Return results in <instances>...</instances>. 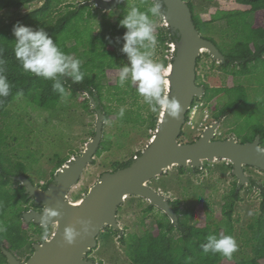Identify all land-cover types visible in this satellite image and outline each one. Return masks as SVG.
Here are the masks:
<instances>
[{"label": "rangeland", "instance_id": "obj_1", "mask_svg": "<svg viewBox=\"0 0 264 264\" xmlns=\"http://www.w3.org/2000/svg\"><path fill=\"white\" fill-rule=\"evenodd\" d=\"M6 1L0 0V4ZM92 1H88L89 7L85 11L89 10L90 6L93 7L95 10L92 12L95 17L88 18L84 15V19H87L88 22L83 23H87L94 35L106 27L105 21L114 23L121 20L130 6L141 4L150 7L154 2V0H128L124 3L119 2L113 9H101L95 3L91 4ZM84 2L85 0H58L57 7L53 11L54 17L58 11H64L68 4L76 6ZM189 2L193 5L194 14L205 21L197 28L199 34L202 37L211 38L223 53L231 51L234 44L242 40L244 33L232 28L225 20L214 21V19L235 12L247 11L250 9L249 6L239 5L234 0H189ZM41 4L42 1H36L18 10L0 11V23L11 22L32 9L39 8ZM261 17L259 11L253 16L248 14L245 19L252 23L253 27H258L262 24ZM152 19L155 22L158 35L166 27L163 15ZM255 44L264 45V39L256 40ZM251 47L253 48V43H251ZM115 53L118 64L115 68L106 71L105 87L101 91L102 103L110 114L104 123L102 141L97 149L100 151L98 155L95 153L93 162L86 167L78 183L69 191L70 201H78L84 197L100 176L105 172L113 171L117 163L132 160L142 152L149 145L160 118L161 110L152 112L144 98L137 93L135 85L129 82L123 88L119 86L120 68L129 65V60L120 49H117ZM173 55L171 43L160 45L158 42L153 59L162 63L167 69ZM262 59H264V54H262ZM229 63L227 71L240 70V61H230ZM219 64H222L220 60L216 62L208 54L202 53L196 66L197 85L203 87L204 93L205 87L229 89L241 86L244 88L245 95L242 97L243 104L241 103L242 105L236 111L229 112L225 117L216 120L219 122V127L212 140L234 138L240 142L244 136L250 139L254 132L253 127L258 125L264 127V66L260 61L254 62V65L251 62L249 64L250 72L233 76L223 71ZM232 65L234 66L231 67ZM166 73L167 71L165 72L164 93H167ZM52 84L51 80L47 83L48 86H52ZM126 91H128L127 94ZM207 93L214 95L209 101L204 100V96L194 99L193 106L187 113L188 120L178 139L179 143L197 140L222 106L240 99V93L235 90L233 93L232 91H223L219 94H214L211 91ZM122 97H124V101L120 100ZM121 107L125 108L124 116L131 118L128 122L121 121L117 116ZM7 110L8 114L0 120V126L3 129L8 127L6 131L8 147L4 149L3 153L9 158L12 165L18 161L22 162L28 169L27 175L40 188H43L51 179L52 172L55 173L58 169L59 161L78 155L84 149L86 142L91 140L94 135L95 115L89 102L85 103L84 94L69 96L66 100L61 99L59 107L50 111L41 110L19 97ZM152 116L157 118L154 128L148 125ZM135 118L140 121L135 123ZM260 146L264 148V142ZM5 164L8 165L7 162ZM11 168L10 173L16 174V167ZM200 169L199 173H195L188 167L184 169L183 173H180L177 167H172L150 180L148 185L165 195L168 201H179V211H186L193 236L199 238L206 225L210 224L212 227L216 225L220 230V235L231 231V235L236 238L239 247L238 251L233 253L234 257L238 259L252 256L254 241L250 225L260 214L259 188L260 185H264V171L250 166L243 168L244 175L249 177L250 181L241 186L240 198L235 203L232 220H228L222 211L223 204L225 200L229 199L234 184L238 182L236 176L232 174L231 164L223 160L204 161ZM17 185V181L11 184L12 188ZM32 201V198L26 204L16 201L8 214L9 217L15 218L17 213H22L25 209H37ZM148 204V201L143 198L127 197L117 210L119 230L114 231L104 227L97 237L96 248L87 254L88 259H91L94 264H132L126 256L127 247L118 241L115 232H119V235L123 233L125 238L130 234L145 235L151 250L153 252L158 250L159 229L156 220L166 221L168 217L166 219L163 212L157 208L146 212ZM22 222L28 241L33 243L42 242L53 231V226H49L47 235H45L42 227L41 230H37L30 223ZM3 247L9 248L21 261H25L26 257L30 255V248L27 245L17 249L4 242ZM233 262V260H224L225 264H233ZM0 264H5L1 257Z\"/></svg>", "mask_w": 264, "mask_h": 264}, {"label": "trees", "instance_id": "obj_2", "mask_svg": "<svg viewBox=\"0 0 264 264\" xmlns=\"http://www.w3.org/2000/svg\"><path fill=\"white\" fill-rule=\"evenodd\" d=\"M36 1H42L39 8L32 9L25 13V15H22L11 22L0 23V59H3L5 62L3 65L5 75L7 76L9 83L12 85L11 94L6 98H0V120L8 114V107L19 97L44 111L55 110L61 103L60 94L55 92L52 86L47 85L50 80L26 72L20 61L16 59L14 54L15 37L12 29L13 25L19 22L33 28H45L48 34L66 54H70L74 58H79L81 60V68L85 73L84 81L82 83L74 84L71 78L67 76L62 77L61 79L64 82L66 90L70 92L69 96L84 94L85 103L87 104L89 100L86 95L97 97L105 115L104 120L107 121L110 112L106 110L105 105L102 103L101 91L105 87L104 81L106 79V71L115 68L118 64L115 52L117 49L123 47V39H120L119 43H117L116 38H122L126 29L120 26V20H117L114 23L105 21L104 24L106 27L94 35L91 28L87 26V23H83L88 22L87 19H84V15L88 18L95 17L92 12V10H95L93 7L90 6V9L85 11V9L89 7V0H85L83 4L76 6L68 4L66 9L64 11H58L55 17L53 11L57 7L56 3L58 0H7L0 4V11L6 9L18 10L21 7L27 6ZM126 1L128 0H123L122 2L124 3ZM184 1L191 10L192 20L196 28H198L199 25L204 24L205 21H202L198 15L194 14L192 3L189 2V0ZM234 1L239 5L249 6L250 9L244 12H235L220 17L219 19L216 18L214 21L225 20L232 28L244 33L242 34V40L239 41V43L234 44L231 51L223 53L211 38L206 37V39L212 41L218 50L225 56V62L219 64V67L229 75L238 76L239 74L250 72L249 64L251 62H253L254 65V62L260 61L264 66V59H262L264 45L258 46L255 44L256 40L264 39V0ZM133 6L140 8L142 11L148 8L141 4H134ZM164 9L165 7L163 4L162 12H164ZM259 11L262 15V24L258 27H253L252 23L245 18L248 14L253 16ZM157 36L160 45L167 42L172 43L176 39V36L171 34L167 27H165L164 30H161ZM251 43H253V48L251 47ZM109 48L111 49L109 50ZM199 61L200 56L197 58L196 66ZM230 61H240V70L227 71ZM233 66L234 65L231 67ZM233 90L240 93V99L228 102L225 106H222L219 113L214 117H224L229 112L233 113L236 111L239 106L243 104L242 97L245 95L244 88L241 86H235L234 88L229 89H209L208 87H205L206 92L203 95V98L206 101H209L214 96L213 93L208 95L207 92L209 91L214 92V94H219L223 91H232L233 93ZM127 92L128 91L125 93L127 94ZM120 100L124 101V97ZM193 103L191 106H193ZM138 118L134 119L135 123L140 121ZM119 119L123 122H128L131 118L125 115L122 119ZM185 120H188L187 115ZM148 123L150 127L154 128L157 123V118L152 116ZM7 129L8 127L3 129V127L0 126V228L3 229L0 230V257L4 260L5 264V256L1 250V247L4 246V242L11 246H15L17 249L27 245L30 248V254L33 251L31 247V243L33 242L28 241L26 230L23 227V212L17 213L15 218H11L8 215L13 209L16 201H20L23 204L30 201L25 194L22 185L18 183L15 188H12L11 184H14L15 181L11 179V176L23 174L29 179L30 177L27 175V167L22 162L18 161L12 165L9 158L3 153L4 149L8 147ZM253 130L254 132L250 139L245 138L244 136L241 138L240 142L244 143L253 140L256 135H259L260 144L262 145L264 142V127L258 125L253 127ZM99 151L100 150L96 152L97 155L99 154ZM66 160L68 159L65 158L59 161L57 168H59ZM130 161L131 160L120 164L117 163L113 171L123 165H128ZM5 162H7L8 165H6ZM11 167H13V169L16 167V174L10 173L12 169ZM178 171L183 173L184 169L178 168ZM200 171L201 169L194 170L195 173H199ZM53 175L54 172H52L51 179L47 181V184L43 186V189H45L52 181ZM236 185L237 184L235 183L233 189L230 191L229 199L225 200L223 204L222 211L228 220H232L235 203L238 202L240 198V189H237ZM259 193L261 197L259 202L260 214L255 219L254 223L250 225L254 244L252 246V256H248L247 258L242 257L237 259L233 254L231 259H228L219 253H204L202 246L207 242L208 235L216 234L217 236H221L220 230L216 225L212 227L208 224L202 229L199 238L193 236L191 231L192 227L187 221V213L186 211H179L178 200L169 201V203L172 204L174 212L178 216L176 225L167 219V216L164 213L163 216L167 219L166 221H162L161 219L156 220V225L159 229L158 250L154 252L151 250L145 235L139 236L137 234H130L125 238L123 233L119 235L115 232V234L118 236V241L123 246L127 247L128 251H126V256L132 264H225V259L233 260V264H264V185H260ZM154 208L155 207L148 204L145 211L149 212ZM27 210L28 209H25L24 211ZM180 214H182V216H180ZM30 225L36 227L37 230H41V226L38 224L31 222ZM224 235H231V231H226ZM7 250L10 249L7 248ZM90 252L91 251H89V253ZM29 256H27L26 259Z\"/></svg>", "mask_w": 264, "mask_h": 264}, {"label": "water", "instance_id": "obj_3", "mask_svg": "<svg viewBox=\"0 0 264 264\" xmlns=\"http://www.w3.org/2000/svg\"><path fill=\"white\" fill-rule=\"evenodd\" d=\"M123 0H93L101 9H113ZM163 20L170 33L176 36L171 43L174 53L167 66V96L175 97L181 104L179 118H171L161 110L154 135L149 145L137 154L128 165L103 173L87 194L78 201L68 199V193L81 178L86 167L93 162L102 141L105 115L99 100L87 95L91 110L95 115L93 138L86 142L84 149L66 160L54 173L52 181L45 189L34 184L25 175L11 176L24 187L29 199L37 209L22 213L24 223L40 224L42 215L57 210L47 227L53 226L51 235L40 243H32V253L21 261L17 256L1 247L7 264H94L87 254L97 246V237L104 227L119 230L117 210L127 197L136 196L148 201L149 205L162 211L168 219L177 224L178 216L165 195L148 185V182L172 167L200 169L204 161H228L232 174L238 179L240 189L250 178L244 175V167L250 166L264 171V154L256 151L260 147L258 135L250 142H237L234 138L212 140L219 127L218 121L206 126L197 138L189 143H179L185 117L195 98H202L204 89L196 80L197 58L206 52L214 61L225 62V56L216 45L199 34L192 13L184 0H164ZM90 221V232L85 235L78 221ZM74 226L81 231L75 243L69 245L63 239L64 228ZM119 233V232H118Z\"/></svg>", "mask_w": 264, "mask_h": 264}, {"label": "clouds", "instance_id": "obj_4", "mask_svg": "<svg viewBox=\"0 0 264 264\" xmlns=\"http://www.w3.org/2000/svg\"><path fill=\"white\" fill-rule=\"evenodd\" d=\"M163 3L164 0H154L152 5L144 11L136 6H130L126 15L120 20V26L126 29L120 51L127 55L129 65L120 68L118 84L121 88L129 82L135 85L137 93L144 98L152 112L164 110L169 117L175 119L179 118L181 104L175 97L164 94L166 69L162 63L153 59L158 36L152 17L163 15ZM12 31L15 37L14 54L23 69L35 76L53 81V90L60 94L62 100H66L70 95L62 77L71 78L74 84L84 81L85 73L81 68V60L66 54L45 28H33L17 22L13 25ZM120 39L117 37L116 42L119 43ZM4 63V60L0 59V98L8 97L12 89L5 75ZM124 114L125 108L121 107L117 116L122 119ZM256 151L264 154V148L257 147ZM57 216H59L58 211L53 209L41 216L40 224L45 235H47V224ZM78 223L82 225L83 234H89L91 222L80 220ZM0 230L3 229L0 228ZM80 236L81 231H77L74 226L64 228L63 239L67 244L75 243ZM202 247L206 254L219 253L231 259L239 246L232 235L210 234Z\"/></svg>", "mask_w": 264, "mask_h": 264}, {"label": "flooded vegetation", "instance_id": "obj_5", "mask_svg": "<svg viewBox=\"0 0 264 264\" xmlns=\"http://www.w3.org/2000/svg\"><path fill=\"white\" fill-rule=\"evenodd\" d=\"M207 54V53H206ZM196 77H197V75H196ZM195 82H196V80H195ZM197 84V83H196ZM206 92V91H205ZM205 94V93H204ZM194 101V100H193ZM225 117V116H224ZM222 117H220V118H218V116L217 117H212V119H211V121L209 122V124L211 123V122H213V121H216V120H220ZM206 126H208V125H206ZM5 261H6V258H5ZM7 264V263H6Z\"/></svg>", "mask_w": 264, "mask_h": 264}, {"label": "bare ground", "instance_id": "obj_6", "mask_svg": "<svg viewBox=\"0 0 264 264\" xmlns=\"http://www.w3.org/2000/svg\"><path fill=\"white\" fill-rule=\"evenodd\" d=\"M203 53H206V52H204V50H203ZM83 173H84V172H83ZM82 175H83V174H82ZM82 175H81V177H82ZM73 187H74V186H73ZM73 187H72V188H73ZM68 199H69V198H68ZM78 200H79V199H78ZM76 201H77V200H76ZM72 202H75V201H72Z\"/></svg>", "mask_w": 264, "mask_h": 264}]
</instances>
